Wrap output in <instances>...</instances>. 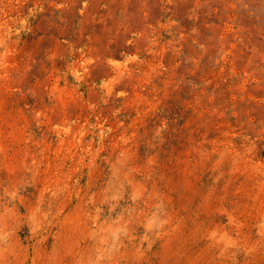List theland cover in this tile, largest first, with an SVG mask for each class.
I'll return each instance as SVG.
<instances>
[{
  "label": "rangeland",
  "instance_id": "1",
  "mask_svg": "<svg viewBox=\"0 0 264 264\" xmlns=\"http://www.w3.org/2000/svg\"><path fill=\"white\" fill-rule=\"evenodd\" d=\"M0 264H264V0H0Z\"/></svg>",
  "mask_w": 264,
  "mask_h": 264
}]
</instances>
